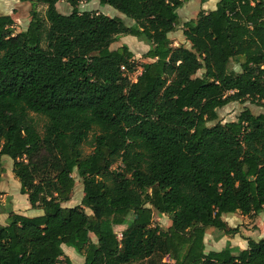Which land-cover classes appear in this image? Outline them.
<instances>
[{
  "label": "trees",
  "instance_id": "trees-1",
  "mask_svg": "<svg viewBox=\"0 0 264 264\" xmlns=\"http://www.w3.org/2000/svg\"><path fill=\"white\" fill-rule=\"evenodd\" d=\"M18 1L46 12L33 9L17 34L0 16V186L6 157L20 193L44 214L9 213L0 264H73L64 245L84 264H264V239H248L246 250L207 253L205 244L210 229L239 234L225 216L264 215V114L219 121L233 103L264 109V0H220L183 25L191 47L175 49L178 12L193 0ZM93 1L134 25L80 12ZM127 36L150 47L137 82L130 48L112 50ZM32 115L46 120L42 130ZM74 174L84 198L65 207ZM156 215L172 225L154 226Z\"/></svg>",
  "mask_w": 264,
  "mask_h": 264
},
{
  "label": "rangeland",
  "instance_id": "rangeland-1",
  "mask_svg": "<svg viewBox=\"0 0 264 264\" xmlns=\"http://www.w3.org/2000/svg\"><path fill=\"white\" fill-rule=\"evenodd\" d=\"M202 0H195L192 3L187 4L183 9L179 10L180 25L177 32L170 35L171 48H178L180 46L191 47V44L184 37L183 25L191 20H195L198 14L203 10ZM212 7V5H211ZM211 7H207V10H211ZM217 7V5L215 6ZM36 9L42 16L46 12V6L36 3L32 5L29 3H22L17 0H0V16L9 15L15 21V32L20 33L28 29L29 23L31 22V11ZM57 9L60 14L69 15L72 12V8L64 3L59 2L57 4ZM80 12H97L101 13L110 18H120L127 26H133L134 21L127 18L125 15L117 11L116 9L108 6L102 5L98 1H93L91 3H83L79 7ZM213 11V10H211ZM134 40V41H133ZM127 41V42H125ZM123 43L130 48V50L135 55V60L139 66L137 72L142 71V65L149 63L150 60L144 58L145 52L148 50L145 42H141L139 39L131 36L121 37L117 43L112 46V50L119 49ZM124 46V45H123ZM231 70L239 72L240 69L236 64L231 65ZM136 72V73H137ZM203 75V71L198 73V77ZM131 80L136 81V75H131ZM246 109H249L254 115L264 114V109L254 104L252 101H246L244 104L233 103L228 107L219 111V121L223 124L237 121L239 115ZM33 117H36L32 115ZM36 122L39 128L42 130L46 124V120L41 117H36ZM84 154L87 156L92 153V148L87 145L83 148ZM4 170L3 182L0 186V224L6 223L7 218H9V213L14 212L27 217H34L36 215H43L42 212L36 214L31 211V209L26 211V207L31 208L27 196L20 193L21 184L18 179H16L13 173L14 162L9 158H4ZM122 165L118 163L114 167L115 170H120ZM76 178V188L74 193L71 195V201L65 204V207H77L81 206L82 200L84 198V188L77 174L73 175ZM86 213L92 216L93 213L89 209L85 208ZM231 228H236L239 230V234L230 237L224 236L221 232L210 229L207 231L205 237L206 252L209 253L213 250L220 251L227 246H234L233 248L241 249L243 246L248 248V239H252L256 242L264 239V215L256 216H244L241 213H236L234 215H228L223 218ZM9 222V221H8ZM154 226H159L163 229H167L172 225V222L168 216H155L153 220ZM116 233L120 238L124 231L123 227H117ZM90 238L93 243H97V238L95 235L90 234ZM238 246V247H236ZM65 255L70 258L73 264H84L85 259L78 255L74 248L68 247L66 245L62 246ZM242 250V249H241ZM169 258H166L168 261ZM61 264H66L63 260Z\"/></svg>",
  "mask_w": 264,
  "mask_h": 264
},
{
  "label": "crops",
  "instance_id": "crops-1",
  "mask_svg": "<svg viewBox=\"0 0 264 264\" xmlns=\"http://www.w3.org/2000/svg\"><path fill=\"white\" fill-rule=\"evenodd\" d=\"M18 1V0H17ZM197 0H195V2H196ZM220 2V0H209L207 3H205V4H203V10H205V11H207L208 12V10H207V7H211V5H212V7L210 8L211 10H216V8L217 7H215L218 3ZM190 3H192V2H190ZM211 10H209V11H211ZM30 24V23H29ZM29 27V26H28ZM134 41V40H133ZM125 42H127V41H125ZM126 43H123L122 44V46L121 47H123V45H125ZM120 47V48H121ZM145 47H147V51L145 52V53H148L149 52V50H150V47L149 46H147V45H145ZM28 198V197H27ZM31 206V205H30ZM30 210L31 209V211L32 212H34V213H36V214H39L40 212H42L43 213V211H41V210H34V209H32V207L31 208H29V206H27L26 207V211L27 210ZM28 212V211H27ZM17 214V213H16ZM44 214V213H43ZM20 215V214H19ZM40 215H36V216H34V217H39ZM41 216H42V214H41ZM27 217V216H26ZM226 217V216H225ZM31 218H33V217H31ZM8 219L9 218H7V220H6V223H4V224H2V226H6L7 224H8ZM224 220V219H223ZM225 221V220H224ZM226 222V221H225ZM234 246H232V248H233ZM236 247H238V246H236ZM226 248V247H225ZM224 248V249H225ZM242 250H246L247 249V247L246 246H243L242 248H241ZM223 250V249H222ZM222 250H220V251H222ZM213 251H215V250H213ZM212 252V251H211ZM217 252V251H216Z\"/></svg>",
  "mask_w": 264,
  "mask_h": 264
},
{
  "label": "built area",
  "instance_id": "built-area-1",
  "mask_svg": "<svg viewBox=\"0 0 264 264\" xmlns=\"http://www.w3.org/2000/svg\"><path fill=\"white\" fill-rule=\"evenodd\" d=\"M122 71L123 72H126V69L123 67L122 68ZM142 74V71H139V72H137V73H135V75H136V81H134V82H137V79H138V77L140 76ZM122 238V235L120 236V239Z\"/></svg>",
  "mask_w": 264,
  "mask_h": 264
}]
</instances>
